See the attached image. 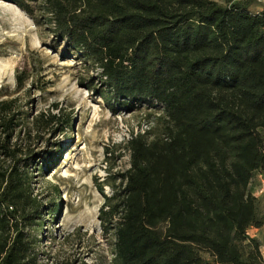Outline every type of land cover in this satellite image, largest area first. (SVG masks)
I'll list each match as a JSON object with an SVG mask.
<instances>
[{
	"label": "trees",
	"instance_id": "obj_1",
	"mask_svg": "<svg viewBox=\"0 0 264 264\" xmlns=\"http://www.w3.org/2000/svg\"><path fill=\"white\" fill-rule=\"evenodd\" d=\"M7 1L101 70L109 104L160 110L157 132L126 141L123 188L112 185L100 209L115 235L111 264H264L249 234L264 226L251 190L264 174V0ZM27 79L18 73L17 88ZM17 103L0 100V264H78L42 261L27 231L44 230L33 171L56 158L35 143L72 119L58 105L29 115Z\"/></svg>",
	"mask_w": 264,
	"mask_h": 264
},
{
	"label": "rangeland",
	"instance_id": "obj_2",
	"mask_svg": "<svg viewBox=\"0 0 264 264\" xmlns=\"http://www.w3.org/2000/svg\"><path fill=\"white\" fill-rule=\"evenodd\" d=\"M262 7L258 1L252 8ZM100 71L15 3L0 0V100L17 98L29 115L58 105L72 119L71 127L60 130L54 125L35 143L37 150L56 155L50 166L40 163L41 171H33L34 193L44 204L38 220L44 230L27 231L37 239L42 261L71 258L78 264H111L115 235L103 230L100 209L105 196L113 193L112 185L123 188L119 175L130 167L125 143L131 134L157 132L158 106L109 104ZM18 73L28 76L22 89L17 88ZM251 190L264 212V174L255 176ZM52 204L59 205L56 212L50 211ZM249 234L261 240L264 254V226L251 228Z\"/></svg>",
	"mask_w": 264,
	"mask_h": 264
}]
</instances>
